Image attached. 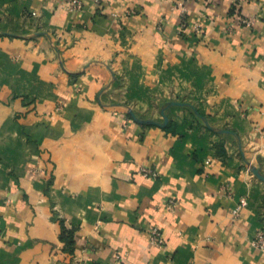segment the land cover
<instances>
[{
	"label": "crops",
	"instance_id": "obj_1",
	"mask_svg": "<svg viewBox=\"0 0 264 264\" xmlns=\"http://www.w3.org/2000/svg\"><path fill=\"white\" fill-rule=\"evenodd\" d=\"M83 1L0 0V264H264V0Z\"/></svg>",
	"mask_w": 264,
	"mask_h": 264
},
{
	"label": "built area",
	"instance_id": "obj_2",
	"mask_svg": "<svg viewBox=\"0 0 264 264\" xmlns=\"http://www.w3.org/2000/svg\"><path fill=\"white\" fill-rule=\"evenodd\" d=\"M63 6L70 12H80L84 10L85 2L83 0H60ZM94 4L101 6L102 0H92ZM191 0H180L177 2V7L180 10L182 21H181V27L184 30L188 24V2ZM239 21L244 26H251L253 23V20L246 16H240ZM197 33L201 32L200 25L196 26ZM138 173L142 176H145L149 179H157L159 177V173L157 170H155L152 167L148 166H142ZM228 190V188L226 187ZM246 204V201H243L237 208L233 210V213L235 215H239L240 209L243 205ZM151 240L158 246H163L165 244V238L163 236V232L158 227H152L149 231ZM252 245L264 252V229L259 230L256 233L255 238L252 240ZM119 256H116V259H118ZM190 264H196L195 262H191Z\"/></svg>",
	"mask_w": 264,
	"mask_h": 264
},
{
	"label": "trees",
	"instance_id": "obj_3",
	"mask_svg": "<svg viewBox=\"0 0 264 264\" xmlns=\"http://www.w3.org/2000/svg\"><path fill=\"white\" fill-rule=\"evenodd\" d=\"M62 239L65 240L67 244V251L73 252V231L67 228H63L61 232Z\"/></svg>",
	"mask_w": 264,
	"mask_h": 264
},
{
	"label": "water",
	"instance_id": "obj_4",
	"mask_svg": "<svg viewBox=\"0 0 264 264\" xmlns=\"http://www.w3.org/2000/svg\"><path fill=\"white\" fill-rule=\"evenodd\" d=\"M172 104H179V105H184L185 103L183 102H172ZM132 116L139 122H143V123H154V121L152 120H142V119H139L134 112L131 113ZM163 114L165 116V121H167V116L165 114V110L163 111ZM254 172L264 181V176L255 168L254 169Z\"/></svg>",
	"mask_w": 264,
	"mask_h": 264
}]
</instances>
